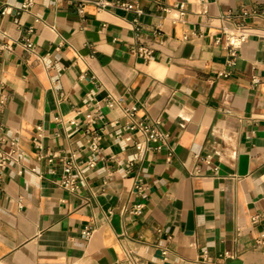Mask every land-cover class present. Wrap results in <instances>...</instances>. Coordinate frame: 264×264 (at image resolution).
I'll return each instance as SVG.
<instances>
[{"label":"crops","instance_id":"crops-1","mask_svg":"<svg viewBox=\"0 0 264 264\" xmlns=\"http://www.w3.org/2000/svg\"><path fill=\"white\" fill-rule=\"evenodd\" d=\"M24 1L0 0V136L22 152L0 183V264H264V19L233 68L222 34L264 0ZM144 118L164 142L127 128ZM66 161L77 192L57 184Z\"/></svg>","mask_w":264,"mask_h":264},{"label":"built area","instance_id":"built-area-1","mask_svg":"<svg viewBox=\"0 0 264 264\" xmlns=\"http://www.w3.org/2000/svg\"><path fill=\"white\" fill-rule=\"evenodd\" d=\"M32 4L31 0H26L22 3V8H27ZM97 4L99 6L104 5L103 0H98ZM121 7L128 9L127 3H121ZM175 7L179 10L180 16L184 15V10L182 5H175ZM172 8L168 7L165 8L166 11L171 10ZM135 12L137 14H140L142 11L140 9H135ZM202 12H206V8H202ZM241 21L235 24L232 28H224L222 30V34L225 39V50L227 54L226 58V65L229 68H233L237 64L238 59V51L239 49L247 42L249 36H250V26L246 23L247 18H259L264 19V3L255 6L252 9H242L240 12ZM187 38L186 36L184 37ZM22 43V45L25 47L26 50L32 51L33 49V43L28 38L20 39L19 41ZM12 49V45L9 43H0V49ZM133 52L136 56L141 57L143 59H148L152 56V50L144 45H138L137 47H134ZM231 73L230 70L223 71V75L228 76ZM119 103V99L111 98L110 105ZM125 114L134 117L135 115V108H127L125 109ZM101 117V113L98 110L95 115H92L90 121H94L97 118ZM132 131H136L144 136L146 142H153V141H162L164 142L167 139V134L161 131L156 124L149 122L147 119H133L132 123L127 126ZM3 127L0 123V133L2 132ZM38 134L37 137L34 138V141L38 143L40 136H41V126L37 127ZM88 137H87V146L88 148L96 152L99 149L98 143L101 139V135L97 130L87 131ZM130 137H128L129 139ZM0 142H7L10 145V149L8 151H1L0 150V183L2 180V174L3 169L5 168L7 161L9 159H17V156L21 154V150L19 147L18 140L16 138H7L5 136H0ZM135 147L139 152L143 151L145 148V145L143 142H136ZM54 157V154L50 155L48 157V161H52ZM136 157L129 159L128 163L129 165H132L134 163ZM211 156L206 155L205 161L208 163L210 161ZM88 167H93L95 165V161L92 159H88L84 162ZM215 170V169H214ZM83 182V175L80 170V164L75 163L74 161H66L62 166V172L61 177L58 180L57 184L68 191L71 192H77ZM144 183L142 179H137V181L134 184V191L136 194H142L144 191ZM144 204L142 202H138L135 205H133L129 212L133 215H140L143 211ZM260 215H254L252 217V220L254 222L261 219ZM83 236L87 239L91 235V229L86 228L82 231ZM259 244L264 245V239H260ZM126 259L131 264H136V257L133 256L131 252L126 253Z\"/></svg>","mask_w":264,"mask_h":264}]
</instances>
